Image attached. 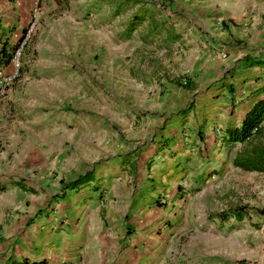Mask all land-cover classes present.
Wrapping results in <instances>:
<instances>
[{
    "label": "rangeland",
    "instance_id": "rangeland-1",
    "mask_svg": "<svg viewBox=\"0 0 264 264\" xmlns=\"http://www.w3.org/2000/svg\"><path fill=\"white\" fill-rule=\"evenodd\" d=\"M59 4L49 14L44 10L38 27L44 19L48 23L40 36L31 37L33 44L24 47L20 69L48 58L59 67L73 66L60 70L72 80L51 90L50 99L41 95L42 103L32 107L31 114L40 121L29 126L40 131L38 136L24 132L21 122H12L24 116L15 102L13 111L18 114L0 123L4 154L0 160L60 163L75 167L70 170L73 178L88 171L93 179L68 193L55 189L56 195L45 200L37 194L24 200L0 189V244H12L26 225L36 221L34 230H44L46 237L52 229H70L98 200L104 216L123 203L115 198L128 187L121 184L125 177L134 180V213L148 208L153 215L154 226L139 234L140 241L164 244L158 255L173 258L168 264H264V170L244 171L233 167L223 152L197 151L187 125L180 130L173 123L169 128L177 132L167 128L165 135L156 133L166 128L165 112L181 113L179 108L194 94L185 91L183 100L169 103L156 127L140 128L138 119L152 109L150 101L156 104L166 98V104L171 97L168 86L195 88L196 73L183 59L195 35L203 39L214 35L213 24L221 18L228 23L230 17L238 28L255 26L251 30L255 34L264 29V0H61ZM64 49L69 52L57 53ZM179 142L183 146L173 152ZM33 148L43 151L35 155ZM219 158L224 161L218 163ZM86 185L82 191L86 196L93 193L94 201L80 210L75 195ZM40 210L52 211V217L38 216Z\"/></svg>",
    "mask_w": 264,
    "mask_h": 264
},
{
    "label": "crops",
    "instance_id": "crops-1",
    "mask_svg": "<svg viewBox=\"0 0 264 264\" xmlns=\"http://www.w3.org/2000/svg\"><path fill=\"white\" fill-rule=\"evenodd\" d=\"M33 1L0 0V67H3L6 72L10 70L9 58L25 30ZM39 1L45 12L49 14L50 9L60 6L61 0ZM226 19L221 18L213 24L214 35L205 36V39L200 35H195L193 38L195 43H192V47L186 51L188 56H183L186 67L191 68L194 76L196 73L195 88L189 91L174 85L168 86L170 91L168 94L171 97L167 99L165 105L163 100L166 98L159 99L156 104L154 101H150L152 109H148L144 117H138L140 128L143 125H145V129L156 127L157 123L164 119V117H160L163 109L169 103L183 100L186 97L184 95L186 91L190 95L194 94V97L187 99L189 103H184L186 105L179 108L181 113L167 115L169 113L165 112L166 128L156 130V133L165 135L167 128L170 132H177L179 129L175 131L176 129L169 128L173 126V123L174 127L179 125L180 130L187 125L191 129L189 135L196 138L195 148L197 151L204 153L213 150L225 154L227 146L222 140L224 129L239 126L244 114L252 104L264 98V29H259L252 35L251 30L255 26H250L249 30L248 28H238L234 17H230L228 23H226ZM47 23V20H42L32 38L40 36ZM185 39L187 41V38ZM30 41L25 49L29 48V44H33ZM165 48H170V46L165 45ZM58 52L64 54L69 51L64 49ZM70 53L73 57V52ZM224 53L225 56L222 57ZM25 55L26 53L23 52L22 62H24ZM54 58L55 56H53ZM64 69L70 70L73 69V66L59 67L48 58L39 59L37 65L32 68L22 66L14 84L0 101V123L5 121V118L18 114V111H13V106L18 101V104L21 105L18 108L19 113L24 116L14 117L12 122L18 124L21 122L24 125V132L32 131L34 136H38L40 131L31 128L29 124L39 122L40 117L32 115L31 109L42 103L41 95L50 99L53 95L51 90L63 88L66 86L64 82H71V76L62 75L60 70ZM102 70L105 71V68ZM176 71L181 70L177 69ZM98 74L100 77L103 75L102 72H98ZM167 79L170 81V78ZM56 102H58L57 98ZM41 115L42 120L46 119V114ZM261 134L260 140L264 142L263 118ZM182 146L183 142H179L173 152H179ZM235 147H238V144L231 146L226 155L231 157ZM162 150L164 149L162 148ZM42 151L38 148L31 150L35 155ZM1 155L4 157L3 152H0ZM223 161V158H219L218 163ZM74 168L60 163H49L45 166L39 161L27 162L24 165L23 163L16 164L0 160V175L2 176L0 189L17 198L21 196L24 200L33 194H37L45 200L49 196L56 195L54 190L61 188L60 184L66 182V177H69L68 181L72 180L73 173L70 170ZM48 176L52 177L50 181L47 179ZM18 182L22 184L21 187ZM47 182L48 184H46ZM121 184H128V187H122L116 194L115 200H121L123 203L117 204L116 208L109 210L108 213L105 212L104 216H101L99 211L98 207L102 204L98 200L95 201L96 206L93 210L84 214L82 211L81 218L75 221L70 229H52L49 231L50 237H46L47 235L43 233L44 230L39 232L34 230L35 224L39 221L32 225H26L27 228L22 232V235L15 236V239L11 237L13 238L12 244H0L3 246L0 248V264H3L7 259L16 261L25 259L28 264L37 261L40 264H61V261L65 264H168L167 262L172 261L173 258H164L162 255H158V250L163 249L164 244H142L143 242L140 241L139 234L145 230L148 232L154 223L153 215L151 217L148 213V208L134 213V203H132L134 180L131 181V178L124 177L121 178ZM85 188L87 185L77 189L78 196L75 195L80 210L88 205V201H94L93 193H90L91 196H86L85 191H82ZM62 191L68 193V189H62ZM22 211L24 212L22 216H27L28 212ZM34 212L36 210L32 214ZM43 213L52 217L51 213L53 212L46 213L40 210L37 215L41 217ZM143 227L145 229L141 230L140 228ZM38 228L42 229V226H38Z\"/></svg>",
    "mask_w": 264,
    "mask_h": 264
},
{
    "label": "trees",
    "instance_id": "trees-1",
    "mask_svg": "<svg viewBox=\"0 0 264 264\" xmlns=\"http://www.w3.org/2000/svg\"><path fill=\"white\" fill-rule=\"evenodd\" d=\"M144 0H135L142 2ZM152 1V0H146ZM134 22H130L129 29L132 28ZM19 41V40H18ZM15 48V47H14ZM264 116V98L255 101L250 109L244 114L239 126H231L224 129L222 140L226 144V152L231 146L238 144L234 152L231 154L230 162L233 166L244 171H262L264 170V142L260 140L261 121ZM93 179L90 172L85 171L78 174L72 180L61 183L62 189H76L79 186L89 183ZM21 187L22 184L18 182ZM264 213V210H261ZM233 213V212H232ZM3 264H28L25 259L16 261L7 259ZM30 264H40L39 261Z\"/></svg>",
    "mask_w": 264,
    "mask_h": 264
},
{
    "label": "built area",
    "instance_id": "built-area-1",
    "mask_svg": "<svg viewBox=\"0 0 264 264\" xmlns=\"http://www.w3.org/2000/svg\"><path fill=\"white\" fill-rule=\"evenodd\" d=\"M43 14L44 8L42 4L39 0H34L29 11V19L25 26V30L9 58L10 70L6 72L3 67H0V101L6 96L8 89L18 75L21 66V54L38 27ZM61 264H65V262L61 261Z\"/></svg>",
    "mask_w": 264,
    "mask_h": 264
},
{
    "label": "clouds",
    "instance_id": "clouds-1",
    "mask_svg": "<svg viewBox=\"0 0 264 264\" xmlns=\"http://www.w3.org/2000/svg\"><path fill=\"white\" fill-rule=\"evenodd\" d=\"M40 2V1H39ZM18 43V42H17ZM17 45V44H16Z\"/></svg>",
    "mask_w": 264,
    "mask_h": 264
}]
</instances>
